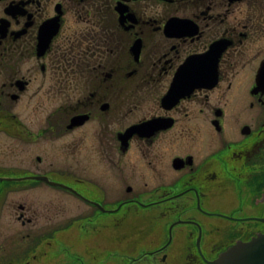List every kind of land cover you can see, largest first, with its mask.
I'll use <instances>...</instances> for the list:
<instances>
[{
  "label": "flooded vegetation",
  "instance_id": "obj_1",
  "mask_svg": "<svg viewBox=\"0 0 264 264\" xmlns=\"http://www.w3.org/2000/svg\"><path fill=\"white\" fill-rule=\"evenodd\" d=\"M263 218L264 0H0V264H213Z\"/></svg>",
  "mask_w": 264,
  "mask_h": 264
},
{
  "label": "water",
  "instance_id": "obj_2",
  "mask_svg": "<svg viewBox=\"0 0 264 264\" xmlns=\"http://www.w3.org/2000/svg\"><path fill=\"white\" fill-rule=\"evenodd\" d=\"M136 55H138L137 52H139L138 48H136ZM207 58V55H201L199 57L193 56L190 57L186 64H184L180 70H178L175 79L172 83V86L166 95V98L164 100H171L175 99V97H179L182 93V95L185 94L187 91V88L185 86H196V85H207L202 82H196L193 84H185L184 81L181 78L185 77V71L190 70L193 68L195 71L194 74L189 75V77H210L208 73H203V68L197 66L201 65V61L205 60ZM209 71L207 68L206 71ZM198 72V74L196 73ZM215 71V69H214ZM210 73V72H209ZM264 220V218H263ZM213 264H264V234L260 235L256 239L246 242V243H240L235 246H233L229 251L224 253V255L218 259L217 261L212 262Z\"/></svg>",
  "mask_w": 264,
  "mask_h": 264
},
{
  "label": "rangeland",
  "instance_id": "obj_3",
  "mask_svg": "<svg viewBox=\"0 0 264 264\" xmlns=\"http://www.w3.org/2000/svg\"><path fill=\"white\" fill-rule=\"evenodd\" d=\"M49 145V146H48ZM54 149V151H58L59 152V150H57V149H55V148H53ZM29 150V154L27 155V156H24L23 158H22V162H24L25 163V165L24 166H30L31 165V163L34 161V164H35V158H34V156H35V154L36 153H39L40 155H44L46 158H48V160L49 161H51V152L50 151H52V149H50V144H49V142L47 143L46 141H40V143L38 144V147H37V149H35V150H32V149H28ZM32 153V154H31ZM32 155V160L30 161V160H27L28 158H30V156ZM25 158H27V159H25ZM34 158V159H33ZM54 159H55V161H57V163H56V165H62V159H61V157H59V156H56V155H54ZM39 167H40V170L42 171V170H44L45 169V167H46V162H43L42 164H40L39 165ZM107 182H105L104 184H106ZM29 187V186H28ZM27 187V188H28ZM38 188L39 189H46V187L45 186H38ZM24 189V188H23ZM46 194V192H43L42 193V196H40V201H45L48 197L45 195ZM62 193H60V192H54L53 193V198L56 200V201H60V202H62V203H68V204H70L71 205V207L73 208V200L72 201H70L69 202V200H67V198L68 197H64L63 195H61ZM17 199H20V197H19V195L17 196ZM21 200L22 201H27L28 202V204H31V203H33V200H32V197L30 196V194L29 193H25V192H23L22 193V197H21ZM75 212H76V209H73ZM5 218V217H4ZM7 220V219H6ZM12 220H13V218H12Z\"/></svg>",
  "mask_w": 264,
  "mask_h": 264
}]
</instances>
